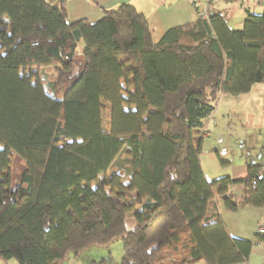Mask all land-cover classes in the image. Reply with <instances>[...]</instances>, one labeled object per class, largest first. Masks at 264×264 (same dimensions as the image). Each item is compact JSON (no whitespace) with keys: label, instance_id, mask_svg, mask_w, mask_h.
<instances>
[{"label":"trees","instance_id":"trees-1","mask_svg":"<svg viewBox=\"0 0 264 264\" xmlns=\"http://www.w3.org/2000/svg\"><path fill=\"white\" fill-rule=\"evenodd\" d=\"M64 2L0 0V259L67 264L120 241L118 264L246 263L264 234L231 237L218 203L264 209V165L208 182L199 157L219 98L264 84V11L233 30L211 8L155 44L129 4L91 24ZM122 151L127 185L108 174Z\"/></svg>","mask_w":264,"mask_h":264},{"label":"crops","instance_id":"crops-1","mask_svg":"<svg viewBox=\"0 0 264 264\" xmlns=\"http://www.w3.org/2000/svg\"><path fill=\"white\" fill-rule=\"evenodd\" d=\"M47 1L57 5L61 0ZM202 1L204 0H66L63 4L67 10L68 23L84 19L91 24L98 21L104 11L129 4L148 18L152 40L157 44L168 30L196 22L199 18L197 8ZM263 1L220 0L212 8L213 13L226 14L225 20L228 23L227 16L232 4L240 5L244 13L243 26L247 14L263 13ZM258 86L262 85L253 86L245 95L221 96L212 118L207 121L205 130L208 136L202 139V154L199 159L208 182L224 177H230L232 180L244 179L248 165H264V90L257 88ZM219 113L223 118V126L229 124L232 114L245 113L244 117L239 119V124H231L234 127L232 144L218 127L216 116ZM229 127L228 125L227 131ZM227 154L231 155V159L226 158ZM243 189V183H235L229 187L230 192L234 194L241 193ZM218 205L227 232L233 238L253 242L258 229L264 227V209L242 206L236 211H228L222 202ZM78 262L71 259L67 264ZM0 264L17 263L14 260L0 259ZM240 264H264V243L253 245L248 261Z\"/></svg>","mask_w":264,"mask_h":264},{"label":"rangeland","instance_id":"rangeland-1","mask_svg":"<svg viewBox=\"0 0 264 264\" xmlns=\"http://www.w3.org/2000/svg\"><path fill=\"white\" fill-rule=\"evenodd\" d=\"M255 7H257L255 5ZM231 11L228 13L227 20H228V26L231 29H240L243 22V9L240 7V5L233 3L231 6ZM253 9V7H251ZM229 11V10H228ZM82 46V44H81ZM257 88H262L264 90V84L262 86H258ZM253 95H251L252 97ZM223 102H221L222 105ZM220 112V111H219ZM244 114H232L229 121V128L227 131V126H223V118L221 117L220 113L216 116V121L218 122V127L225 133V138L228 139L231 144L233 142V138L231 136L234 134V127L231 124H239V119L244 117ZM104 121H107V118L104 116ZM235 119V120H234ZM237 120V121H236ZM104 129H108L107 124H103ZM204 138V136H202ZM227 142V144H228ZM205 153V151H203ZM226 158L231 159V155L227 154ZM113 168L108 171V174L111 175L112 173H115L117 171H120L123 175V184L127 185L128 178L131 174L129 159L126 156L125 152L122 151L121 154L118 156V158L113 163ZM23 163L20 160L18 156H16L13 159V178H19L20 174L23 170ZM13 189L15 187V184L13 182L12 184ZM122 256V243L120 241L113 242L109 244V246L105 247H99V246H93L87 249L85 252L82 253L80 256L81 258L78 259V264H118L120 262ZM200 264H204L203 262Z\"/></svg>","mask_w":264,"mask_h":264},{"label":"built area","instance_id":"built-area-1","mask_svg":"<svg viewBox=\"0 0 264 264\" xmlns=\"http://www.w3.org/2000/svg\"><path fill=\"white\" fill-rule=\"evenodd\" d=\"M220 0H204L200 2L198 9L199 18L202 20H209V17L211 16V8L217 4ZM202 136L206 137L208 136L207 130H203L201 132ZM259 234H264V227H260L257 231Z\"/></svg>","mask_w":264,"mask_h":264}]
</instances>
